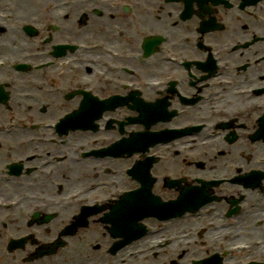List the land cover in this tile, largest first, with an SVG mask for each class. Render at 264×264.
<instances>
[{"label":"flooded vegetation","instance_id":"af4514ba","mask_svg":"<svg viewBox=\"0 0 264 264\" xmlns=\"http://www.w3.org/2000/svg\"><path fill=\"white\" fill-rule=\"evenodd\" d=\"M121 1L133 7L131 12H121L120 0H104L112 6L86 7L84 34L89 44L98 47L68 55L76 63L77 81L93 87L96 94L87 100L85 116L98 124L97 112L106 101L125 96L121 109L132 115L144 111L133 117L142 123L136 129L144 127L142 138L133 147L125 145L145 150L134 168L153 188L177 190L154 191L149 204L162 208L183 198L212 201L198 204L165 227L156 224L162 228L158 235L129 243L114 235L111 223L103 220L108 206L124 202L123 197L114 196L102 205L92 203L95 207L88 210L101 212L89 215L88 224L71 227L80 219L78 215L89 213L84 204L104 195L86 191L70 177L63 181L58 176H26L18 182L10 181L9 171L4 170L0 196L26 191L54 207L38 213V248L46 243L57 246L54 254L38 256L33 262H27L25 255H13L0 264H187L188 259L215 253L221 256V264H264V178L256 182V189L251 188L258 197L249 199L242 213L235 208L234 194L221 190L250 168L264 170V139L250 137L264 134V60L259 59L264 54V0ZM71 33L66 28L56 35L57 42H64V35ZM146 35L152 38L148 51L143 49ZM113 51L120 55L114 57ZM124 53L132 56L125 58ZM168 54L185 64L167 61ZM159 79L165 84H144ZM118 82L133 83L141 91ZM241 105L240 112L227 118L222 115L223 109ZM151 130H162L160 135L173 141L152 143ZM126 166H117L116 179L137 184L139 176L125 174ZM158 197L168 202H158ZM69 199L72 205L67 204ZM6 211L1 208L0 215ZM128 212L133 219L141 210ZM226 231L233 236L225 238ZM234 240L260 245L230 257L224 249ZM208 247L209 252L201 251Z\"/></svg>","mask_w":264,"mask_h":264},{"label":"rangeland","instance_id":"374dc122","mask_svg":"<svg viewBox=\"0 0 264 264\" xmlns=\"http://www.w3.org/2000/svg\"><path fill=\"white\" fill-rule=\"evenodd\" d=\"M32 7V6H31ZM82 9H84V8H82ZM81 11L82 10H79V11H74L73 12V14H72V20H74L75 18H77V17H79L80 16V13H81ZM45 15H41L40 16V19H42L43 17H44ZM80 36H75V38L76 39H78V40H82V38H81V36H82V34H79ZM2 54V52H1V49H0V55ZM40 89L38 88V87H36V86H34L33 88H31V89H29V90H27V91H39ZM28 102H33V103H35V101H33V100H30V99H28L27 100ZM18 104H21V103H18ZM14 106L16 105L15 103L13 104ZM52 111H53V113H55L56 111H57V108H54V109H51ZM10 114L11 113H2L1 111H0V120H3L4 118H6V119H9V117H10ZM250 122H251V120H250ZM8 138H10L11 140L10 141H12V139H13V137H15V135H13L12 137H10V136H7ZM0 140H2V142H4L5 144L4 145H2L1 147H0V164H2L3 162V159H4V157H5V153H6V149H7V143L5 142L6 141V138L5 137H2V136H0ZM11 146H10V149H11V158H10V160L12 161V160H16V159H18V157L19 156H24L25 154H27V153H31V152H34L35 150L33 149V148H31L30 146H28V147H26V149H25V151H22L21 149H22V146H20L19 144H15L14 142H11ZM254 149H256L257 150V147H254ZM156 171H158V170H156ZM37 175H38V172H37ZM110 177L112 178V175H110ZM33 200V199H32ZM84 233V232H83ZM6 238V233L4 234V238L3 239H5ZM0 250L1 251H5L4 250V246H3V244L2 243H0Z\"/></svg>","mask_w":264,"mask_h":264}]
</instances>
